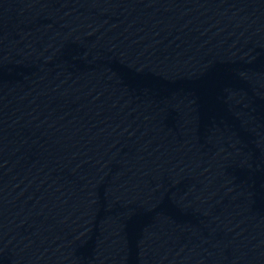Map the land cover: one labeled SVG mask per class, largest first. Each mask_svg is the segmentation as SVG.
Instances as JSON below:
<instances>
[{
  "label": "water",
  "instance_id": "obj_1",
  "mask_svg": "<svg viewBox=\"0 0 264 264\" xmlns=\"http://www.w3.org/2000/svg\"><path fill=\"white\" fill-rule=\"evenodd\" d=\"M0 98L215 264H264V0H0Z\"/></svg>",
  "mask_w": 264,
  "mask_h": 264
}]
</instances>
